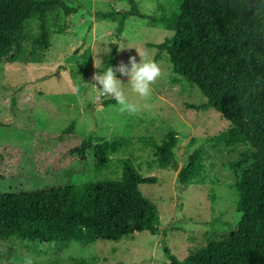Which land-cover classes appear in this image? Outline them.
<instances>
[{
  "label": "rangeland",
  "instance_id": "rangeland-1",
  "mask_svg": "<svg viewBox=\"0 0 264 264\" xmlns=\"http://www.w3.org/2000/svg\"><path fill=\"white\" fill-rule=\"evenodd\" d=\"M140 10L162 21L170 16L176 0H137ZM79 6L68 18V27L51 37L40 63L0 64V194L49 191L67 183L86 180L85 169L68 154L67 148L88 135L131 137L130 152L112 156L111 168L103 176L118 178L119 159L130 157L143 177L155 178L141 186L142 193L158 208L160 223L155 233L137 232L118 242L75 232L68 244L35 247L10 240L0 264H61L69 257L88 264H171L169 249L178 260L210 239L233 230L239 222L235 174L228 162L237 159L242 146L214 147L207 138L229 127L230 122L214 109L195 110L206 98L186 78L173 73L166 53L156 58L160 43L174 33L166 22L129 16L125 23L98 19V11L128 9L127 0H71ZM127 64L129 57L154 60L159 76L150 93L140 97L125 86L136 111L120 110L92 83V76L106 68ZM140 56V57H139ZM98 68V69H97ZM122 83L127 77L119 76ZM75 122L74 136L64 142L56 135ZM177 135L175 154L178 169H161L154 161L152 142L168 134ZM201 149L204 170L185 188L179 171L189 155Z\"/></svg>",
  "mask_w": 264,
  "mask_h": 264
},
{
  "label": "trees",
  "instance_id": "trees-1",
  "mask_svg": "<svg viewBox=\"0 0 264 264\" xmlns=\"http://www.w3.org/2000/svg\"><path fill=\"white\" fill-rule=\"evenodd\" d=\"M128 9L98 11V19L125 23L129 16L166 22L173 31L160 43L156 58L166 53L173 73L183 76L206 98L195 110L214 109L229 127L208 137L214 147H236L228 162L238 193L236 227L192 250L183 260L166 249L171 264H264V0H176L162 21L143 13L137 0ZM79 6L71 0H0V64L40 63L51 37L68 27ZM113 52L106 67L113 65ZM115 103L107 101L106 104ZM75 122L56 135L61 142L74 136ZM177 135L152 142L154 161L161 169H178ZM131 137L88 135L67 148L85 169L86 180L49 191L0 194V255L10 240L35 247L68 244L77 231L99 240L118 242L137 232L155 233L160 223L157 206L141 191L155 178L143 177L130 157L119 159L120 175L107 178L112 156L130 152ZM203 153L195 149L180 169L185 188L204 170ZM61 264H88L69 257Z\"/></svg>",
  "mask_w": 264,
  "mask_h": 264
},
{
  "label": "clouds",
  "instance_id": "clouds-1",
  "mask_svg": "<svg viewBox=\"0 0 264 264\" xmlns=\"http://www.w3.org/2000/svg\"><path fill=\"white\" fill-rule=\"evenodd\" d=\"M117 73L121 77H127L126 83L121 82ZM159 74L160 69L154 60H141L140 58L137 62L134 57H129L127 64L120 63L115 68L108 65L106 68L95 72L92 76L95 83H92V85L102 95L113 99L119 105L120 110L134 112L136 111V105L131 103L126 96L125 86L131 93L146 97L150 93L151 83Z\"/></svg>",
  "mask_w": 264,
  "mask_h": 264
}]
</instances>
